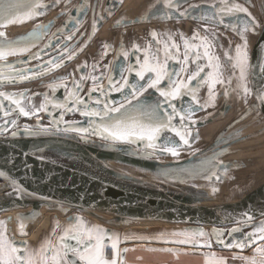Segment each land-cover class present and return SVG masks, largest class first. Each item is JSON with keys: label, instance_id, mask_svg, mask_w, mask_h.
<instances>
[{"label": "water", "instance_id": "1", "mask_svg": "<svg viewBox=\"0 0 264 264\" xmlns=\"http://www.w3.org/2000/svg\"><path fill=\"white\" fill-rule=\"evenodd\" d=\"M122 1L39 0V3L47 6L42 9L40 15L45 18L42 22L34 24L35 18H33L28 20V23L16 22L0 27V31L6 32L7 38L11 40L27 37L36 32L37 25L48 26L38 39L35 36L32 37L35 43L28 52L9 56L6 62L0 61V73L31 70V72L24 71V74H40L31 79L17 80L16 83L0 81V92H25L27 95L22 104L30 111L34 110L33 105L40 107L46 98L51 102L48 104L47 111L39 112V121L37 115L24 117L14 110L10 111L7 117L0 113V124H3L5 120L17 121L15 127L9 125L8 131L0 135V171L6 174L0 176V213L19 210L18 208L30 204L32 212L26 214L22 212L25 227L32 223L33 215H38L42 207L58 210L63 214L74 210L86 212L114 226L133 227L139 223L154 221L179 224L186 230L203 229L208 233L213 249L250 251L257 245L256 243L248 244L244 249L235 246L224 247L216 242L214 230H221L224 233L222 238L226 243L246 241L247 234L253 232L255 227L264 222V183L239 201L222 207H211L208 206L209 203H214L216 198L205 195L206 193L196 194L190 191L174 190L169 185L159 184L156 180L143 181L129 176L113 166L127 167L170 181L186 183L196 180L210 170L223 172V168L219 165L216 168L212 167V164L217 161H223V164L227 166V174L229 172L235 174L237 170L244 167L242 160L221 157L223 151L227 154L231 147L235 148V144L247 139L244 137L246 134L237 136L240 130H233L234 124L240 120L239 115L212 140L207 139L205 130L215 123L228 119L230 111L238 102L243 103L246 98L242 99V91L237 87L240 83L239 69H233L229 56L235 57L236 44L233 37L242 40L241 35L232 25L242 26L250 20V17L245 13H237L225 16L223 23H220L218 19H211L214 15L219 16L220 8L225 0H217L215 3L199 8L187 6L185 9L178 8V10L160 7L162 3L159 0V4L153 7L147 5L146 8L144 6L138 9L141 12L137 15L126 17L129 12H121V4L125 0ZM230 2L239 3L248 8L257 22L254 30L245 33L248 49H251V41L257 38L250 55L246 80L251 90L250 96L254 100L246 109L247 112H251L254 108V112H259V118L264 122V102L258 99V94L264 91V0H230ZM184 3L191 5L189 0ZM212 5L217 7L213 8ZM144 8L146 11L143 12ZM185 10H187L186 15L180 16L179 13ZM258 12L261 15L260 18L257 15ZM203 13L206 16H203ZM50 15L53 17L50 18ZM178 20H193L216 27L220 49L217 57L220 66L224 68H221L222 75L224 74V78L221 79L225 80L218 92L221 100L212 102L206 107L194 106L193 118L197 123L190 125V128L194 137L198 132V138H191L188 146L180 142L179 157L157 151L149 159L143 154L142 142L132 145L113 144L96 134L64 132L62 129L69 125L63 122H60L58 126L54 125L53 122L59 121L61 116L64 121L75 122L76 126L81 128H90V119L99 122L98 118L82 115L83 107L80 111H67L68 107H72V102L66 98L73 91L74 81H81L82 76L85 79L80 85L78 95L90 108H102V105L95 103L97 99L109 104L115 103L117 106L124 102V96L129 94L128 88H125L123 92L111 91L108 96L101 91L92 92L94 82L90 79L91 75L100 72L98 66L103 65V60L109 59L108 72L95 76L102 77L96 82L99 84L95 83V86L108 90L109 78L118 82L116 86L122 85L124 81L121 76V67L126 68L129 64H134L136 56H139L141 62L144 59L145 42L135 36L133 38V33L127 37V27ZM107 23L114 28L121 29L116 54L115 36H98ZM17 26L27 28L13 31V27L17 28ZM22 31V35L18 37V33ZM137 41L142 45H139V52L133 51ZM122 50L129 53L126 58L122 55ZM37 53H39L38 58ZM87 55L91 57L88 58ZM173 55L178 58L169 59V68L177 72H180L182 68L185 69L180 73L181 78L186 79L188 75L194 73L198 64L205 68L201 76L192 83L193 86L200 85L197 89V96L201 105L206 104L209 99L204 97V90L209 87V84L201 83V78L212 69L207 66L203 48L200 49V60L196 61L194 55L189 54L187 64L184 63L180 51L178 54L173 52ZM69 56L72 58L68 59ZM49 61L60 66L53 68L48 63ZM6 63L12 67H6ZM123 76L127 77L129 84L144 83L138 80L135 73L129 74L125 71ZM61 83L66 84L67 88L53 89L50 87L52 84ZM161 86L166 87L167 85ZM159 98V93L155 89H149L141 97L145 103H155ZM56 103H63L66 107L57 108ZM133 103L135 104V101ZM175 103L177 108L186 107L190 103V98L185 97ZM3 107L5 111H9L12 106L5 99ZM174 123L177 127L180 126L178 121ZM24 125L33 128L43 125L49 127L51 131L47 134L33 136L25 131ZM13 130L19 133L15 137L11 135ZM242 132H244L243 129ZM164 135L179 142V138L171 132H166ZM10 180L17 181L25 191H14ZM224 180L229 181L228 176ZM246 216H251L252 220H246ZM234 227L241 228V231L229 235Z\"/></svg>", "mask_w": 264, "mask_h": 264}, {"label": "snow or ice", "instance_id": "2", "mask_svg": "<svg viewBox=\"0 0 264 264\" xmlns=\"http://www.w3.org/2000/svg\"><path fill=\"white\" fill-rule=\"evenodd\" d=\"M164 6L167 9L178 10V4L173 0H163ZM47 7L39 3V0H0V27H5L8 24L16 22H25L33 19L34 17L42 14V9ZM213 8L217 7L212 5ZM187 10L183 13H179L180 16L186 15ZM237 13H245L250 17L249 21H246L242 26L232 25V27L238 31L242 37V43L235 47V57L229 56V61L232 63L233 69H239V81L238 88L242 91L246 97L251 91L247 86V74L249 68V61L247 55V37L245 33L249 30H254L256 27V20L252 17L248 8L239 3H231L230 0H225V3L220 8L219 16H213L211 19H218L220 23H223V18L227 15H235ZM207 18V17H202ZM47 25H37V31L30 34L27 37H20L18 39H8L7 34L4 31H0V61H7V57L13 55H19L24 52H28L30 47L34 46L35 41L32 39L35 36L37 39L47 29ZM153 37L157 36V33L153 31ZM71 39V37H69ZM201 43L199 45L191 44L188 40H185V55L184 63L187 64L189 60V54H193L196 61L201 58L200 49L203 48V56L207 59V66L211 67L212 71H209L207 75L201 78V83H207L209 87V101L201 105L197 96V89L200 86H193V81L197 80L201 76V73L205 71V68L197 65V70L188 75L186 79L180 77V73L185 69H181L180 72L170 70L169 59L176 60L178 57L173 55V50L178 54L179 45L172 41L171 47L168 42H164V59L159 58V50L157 54H151V45L145 49V56L141 62L139 56L134 57L135 63L129 64L126 68L121 67V76L124 83L120 86H116L118 82H115L112 78H109L108 90L103 87L97 88L95 83L102 79V77L93 76L91 79L94 82L92 92L101 91L105 96H108L111 91L123 92L125 88L129 89V94L125 95L124 102L118 106L115 103L109 104L106 101L97 99L96 104L102 105L101 109L90 108L82 97L78 95L80 91V85L85 77H81V81H74L73 91L69 93L66 98L72 102V107H68L67 111L73 110L80 111L83 107L82 115L89 118H98L97 122L94 119L89 120L90 128H81L76 126L75 122L64 121L63 116L59 121H54V125L58 126L60 122H63L68 127L62 129L64 132H80L86 134L99 135L103 140L111 141L113 144H140L142 142L144 149V156L146 158H152L157 151L162 153H169L174 157H179L180 142L184 146L190 144L191 138H198V132L193 135V131L190 125H194L197 121L194 117V106L206 107L215 100L216 93L214 89L218 83H224L221 79L222 72L219 64V58L210 54L211 43L206 37H200ZM157 43L159 41L157 40ZM133 51L139 52L140 46L134 45ZM106 54V53H105ZM122 55L126 58L129 53L122 50ZM37 58L39 53L36 54ZM72 57L69 56L68 59ZM49 64L53 68L59 67V64L49 61ZM6 67H12V65L5 64ZM95 67V66H94ZM47 70V68H45ZM31 72V70H24ZM24 71L0 73V81H6L16 83L17 80L23 81L33 78L40 73H32V75H25ZM129 74L135 73L139 81H144L143 84H129L127 77L123 76V72ZM148 77V79H146ZM230 84L231 81L229 80ZM166 84V87L161 85ZM53 89L61 87L67 88L66 84H52ZM149 89H155L159 93V99L155 103H145L141 97ZM26 93H3L0 92V113L7 117L10 115V111H16L18 114L28 117L30 115H37L39 121V112L47 111L50 101L45 100L40 107L33 105L32 111L25 108L22 101L26 98ZM185 97L190 98V103L186 107L182 106L177 108L175 101L183 100ZM10 102L12 106L9 111L4 110V100ZM258 99L264 102V91L258 94ZM135 101V104L133 103ZM79 106V107H78ZM55 107L65 108V104L56 103ZM116 114V115H113ZM174 121H178L180 126L177 127ZM16 126V120H5L3 124H0V135L8 131V126ZM25 131L29 135L39 136L47 134L51 131L49 127L40 125L33 128L29 125H24ZM91 130V131H90ZM166 132L173 133L179 138V142L174 140L170 136H165ZM18 131L13 130L11 135L17 136ZM87 138V136H85ZM43 159V157H41ZM215 159V157H214ZM223 168L224 175H227V166L223 164V161H217L212 164L213 168L217 166ZM3 171H0V176H5ZM220 179V176L215 171L212 172L211 177ZM10 183L14 187V191L24 192L17 181L10 180ZM218 189L213 188V192ZM246 220L251 221V216H246ZM4 222L0 221V226ZM25 224L23 220L20 223V229L23 234ZM241 228L234 227L231 229L229 235L232 233H238ZM216 236V242L224 247L232 248L233 246L244 249L248 244L256 243L255 255L252 256H239L237 258L247 262V264H264V222H261L258 227H255L253 232L248 233L245 240L233 241V243H226L223 240L224 233L221 230H214ZM128 240H136L142 242L159 241L163 244L175 245V247H160L146 248L149 252L169 253L179 256L180 254H197L198 249H211L212 241L203 229L197 230H184L180 232L172 233H159L156 236H128L124 237V242ZM259 241V243H257ZM121 237L118 233L110 232L107 229L99 225L89 226L83 219V217L75 218V223L69 225L59 237V244L53 245L51 241H46L41 246L39 252H31L27 248L17 247L16 244L9 240L5 231H0V264H128L123 257L129 251L135 249H129L127 247L121 248ZM110 250L112 255L109 258L107 251ZM205 256V264H227L225 258L218 257L214 252L202 253ZM142 259V258H141Z\"/></svg>", "mask_w": 264, "mask_h": 264}, {"label": "rangeland", "instance_id": "3", "mask_svg": "<svg viewBox=\"0 0 264 264\" xmlns=\"http://www.w3.org/2000/svg\"><path fill=\"white\" fill-rule=\"evenodd\" d=\"M181 1L185 2L186 0H181ZM140 2L141 1L134 0L133 2V4L135 5L134 10L141 9L145 5L153 7L155 4L157 3L159 4L160 1L159 0H147L145 1V3H142V2L140 3ZM183 2L180 5L178 4V8H184L185 3L183 4ZM132 8H127L125 9V11L129 12L130 9L132 10ZM57 10H59V8ZM257 15L260 18L261 15L259 14V12ZM38 16H37L38 18L34 17L35 18L33 22L34 24L40 23L45 19L43 17H40V15ZM187 27L188 28L190 27L191 30L193 28L191 27L190 24L187 25ZM17 28H22V27L17 26ZM24 28H26V26ZM143 30H146V27H144ZM145 33H147V30L145 31ZM117 35L118 33L116 34L114 33L112 36H117ZM136 35L140 36L139 32L138 33L134 32L132 37L134 38V36ZM256 39L257 38H254L251 41V45H252L251 49H248L249 46H247L248 61L250 60L251 51H252V48L254 46ZM233 40L235 41L236 46L242 43V40H239L236 37H233ZM243 97L245 96L242 93V99ZM253 100L254 98L250 96V92H249L246 98H244L243 103L238 102L237 105L232 109V111H230L228 119L220 121L216 123L213 127H210L205 130V132H207V139L212 140L213 138H215V136H217V134L219 133L221 129L223 130L226 129L228 127L227 125L228 124L230 125V123L234 121L239 115L238 118L240 120L236 122L237 124H234L233 130L235 129L240 130L238 131L239 133L237 134V136L246 134L244 135V137H247V139L245 141L235 144L234 147L237 149V151L235 148L231 147L229 149L230 152L226 154V152L223 151L222 152L223 156H221V157L233 158V159L236 158V159L243 161L242 165L244 164V167L240 170H237L235 174L229 172V174L223 175L224 172H216V174L220 176V179L206 178V177H211V174L213 171L210 170V171L205 172L206 174H203L202 176H199V178H196V180H193L190 183L189 182L186 183L182 181H170L169 179L159 178L153 175H148L145 172L144 173L138 172L134 169L127 168V167H122V166H117V165H113V166L117 167L119 170H121L122 172H124L125 174L129 176L136 177L137 179H140L143 181L146 179L156 180V182H158L159 184L169 185L174 190L190 191L196 194L206 193L205 195L216 198L214 203L226 204L229 202L231 203V202L239 201L245 195L251 192L252 189L256 185L264 182V122L262 121V119L259 118L260 115L258 114L260 113L254 112V108L252 109L251 112H247V109H246L247 107L251 106V103ZM242 129L244 132H242ZM237 136H233V137H237ZM230 142L231 140L229 141V144ZM232 149H235V150L233 151ZM203 165L205 164L203 163ZM227 176H228L229 181L224 180V178L225 177L227 178ZM213 188L218 189V191L213 192ZM18 209L19 210H9V211H4L0 213V221L4 222L3 225L0 226V231H5L7 238L16 243H19L20 241L14 237V234L16 230L21 231L20 223L23 218V213L26 214L28 212H32V207L30 204L24 207L18 208ZM74 212H80L78 216L83 217L84 220H88L90 218L99 220L96 217L92 216L91 214L78 211V210L71 211L70 213L73 214ZM45 214H51V216L49 217L51 221L49 222L48 233L45 235L39 236V238L34 240V242L30 245H25V243L24 244L21 243V245H23L24 248H27L31 252H39L41 246H43L46 241H49L50 235L53 234L52 233L53 225L57 221L56 219L53 220L54 216L52 214H57L59 217H61L64 220L67 218L62 212L58 210H54V209L49 210L45 207H42L39 213V217ZM99 221L102 222L103 224H108V222L106 221H101V220ZM120 227H121V230H123V232L131 228L127 226H120ZM132 228H133L132 232L135 235L136 234L137 235H142V234L158 235L159 233H172V232H180V231L186 230L184 226L182 225L169 224V223L159 222V221L139 223V224L134 225ZM19 234H21V236H24L26 232L23 231V234L22 232H19ZM60 234L61 232L56 234L54 245H57L56 240ZM214 250L229 252L228 250H219V249H214ZM139 254L141 256H144L145 258L152 256V253H149L141 248V250H139L137 253L131 256L132 259H139L137 257L139 256ZM154 255H159V254L154 253ZM184 256L189 257V255H184ZM142 261H143V264H153L151 260L145 259L144 261L142 259Z\"/></svg>", "mask_w": 264, "mask_h": 264}, {"label": "flooded vegetation", "instance_id": "4", "mask_svg": "<svg viewBox=\"0 0 264 264\" xmlns=\"http://www.w3.org/2000/svg\"><path fill=\"white\" fill-rule=\"evenodd\" d=\"M137 1H141L142 3H145V1H147V0H145V1L144 0H137ZM160 1L162 3L160 5V7H165L164 3H163V0H160ZM189 1H190L191 5L190 4L184 5V8H182V9H185L187 6H193L195 8L196 7L199 8L201 6H206V5L215 3L217 0H189ZM133 2H134V0H125L121 4V12L125 11V9H127V8H132L133 7L132 10L131 9H130V11L128 10L129 13H127L126 17L135 16V15H137L138 12L139 13L141 12V11H138V9L134 10L135 5L133 4ZM173 2L180 5V4H182L181 2H183V1H181V0H173ZM192 3H194V5H192ZM146 6L147 5H145V8H146ZM145 8L142 10L143 12L146 11ZM196 13H198V12H196ZM202 15L206 16L205 13H203ZM51 17H53V15H50V18ZM54 22H56V21H54ZM22 23H28V20L25 21V22H22ZM19 24H21V22H19ZM189 24L191 25V27H193L192 30H191L190 27L189 28L187 27V25H189ZM144 27H146L147 33H145L146 30H143ZM22 29L13 27V31H19V30H22ZM120 31H121V29L114 28L109 23H107V24H105L103 29L98 34L99 37H101V36L102 37H111L114 33L115 34L118 33V35L114 37L115 54H116L117 47H118L119 40H120L119 39L120 35H121ZM153 31H155L157 33L156 37H153V35H152ZM134 32H137V33L139 32L140 36L136 35L135 37L137 39L145 42L144 53H143L144 56H145V49H147L148 46L151 45V54L155 55V54H157V50H159L158 54H159V58L161 60L164 59V51H163V49H164V42L165 41L168 42L170 47H171V44H172L173 40L175 41V43L177 45H179V51L181 52V57H182L183 60H184V55H185V43H184L185 40H188V42L191 43V44L199 45L201 43L200 37H206L207 40L212 45L210 50H209L210 54L212 56H214V57H217L218 53L220 52V49L218 47L217 37H216L217 29H216V27L210 25L209 23H205L204 24L203 22H196V21H193V20H178V21H158L156 23H152V24H149V25H141V27H140V25H132V26L127 27V37L131 36V34L134 33ZM22 33H23V31L18 33L17 36L20 37L22 35ZM157 40L159 41V43H157ZM136 44L142 46L138 41H137ZM91 48H92V46H91ZM173 52H175V51L173 50ZM220 55H222V54H220ZM87 57L90 58L91 55L90 56L87 55ZM107 58H109V57H107ZM102 63H103V65L98 66L100 68V72L93 73L91 75L90 79L93 76H99L102 73L106 74L108 72L109 59L103 60ZM222 69H224V68H222ZM222 77L224 78V74L221 76V78ZM96 84H99V83H96ZM221 84L222 83H218L216 85L215 89H214V92L216 93L214 103L217 102L218 100L222 99V98H219V96H218V92H219V90L221 88ZM209 87H210V85H209ZM209 87H206L205 90H204V97L206 99H209ZM211 126L213 127L214 125H211ZM221 131H223V129H221L219 132H221ZM79 213L80 212H74L73 214L72 213L64 214L65 217H67L65 220L62 219L59 216H57V217L54 216L53 220L56 219L57 222L54 223L53 230H52L53 234H51L50 238H49V241H51L53 245H54V241H55V238H56V234L61 232V234L57 237V240H56V243L58 245L59 244V237L63 234L62 232H64V230L66 228H68L69 225L75 223V218L80 217V216H78ZM88 220H84V221L89 226L99 225V226L103 227L104 229L109 230L110 232L118 233L120 235V237H121V240H122V243L120 245L121 248L127 247L129 249H135L134 251H129L126 254V256L123 257V259L127 260L128 264H143L142 259L143 260L146 259L144 256H141L139 254V256H137L139 259H132V257H131L133 254H135L139 250H141V248L143 250L147 251L146 248H149V247H154V248L175 247V245L163 244V243H161L159 241H154V240L153 241H148V242H142V241H136V240H128V241L124 242V237L126 235H128V236L135 235L132 232V229H133L132 227L130 228L131 230L128 229V230L123 232V230H121L120 226H114V225H110V224H103L99 220H95L93 218H90ZM142 235L143 236H148V237L156 236V235H147V234H142ZM136 236H140V235L136 234ZM14 243L16 244L17 247H20L22 249L24 248V246L21 245L20 242L19 243L14 242ZM207 250L209 252V251H212L214 249L213 248H211V249L204 248V249H198L196 251H201V252L205 253V251H207ZM147 252H149V251H147ZM149 253H151V252H149ZM107 255H108L109 258L111 257L112 253H111L110 250L107 251Z\"/></svg>", "mask_w": 264, "mask_h": 264}, {"label": "crops", "instance_id": "5", "mask_svg": "<svg viewBox=\"0 0 264 264\" xmlns=\"http://www.w3.org/2000/svg\"><path fill=\"white\" fill-rule=\"evenodd\" d=\"M53 216H58L57 214H52ZM51 214H45L41 217L35 219L29 226H27L23 231L26 232L24 236L19 234V230H16L14 237L20 241V243H25V245H30L34 242V240L38 239L39 236L45 235L49 230V222ZM257 246V245H256ZM252 248L248 252H239L236 250H229V252L224 251H215L218 257L225 258L227 264H247L246 261L239 259V256H252L255 255V248ZM197 254L191 255L188 254L189 257H185V254H180L178 257L174 254L169 253H160V252H151L152 256L146 257V260H151L153 264H205V256L201 251H196ZM208 252L205 251V253ZM159 254V255H154ZM162 254V255H161ZM164 254V255H163ZM164 256V257H163ZM145 261V260H144Z\"/></svg>", "mask_w": 264, "mask_h": 264}, {"label": "bare ground", "instance_id": "6", "mask_svg": "<svg viewBox=\"0 0 264 264\" xmlns=\"http://www.w3.org/2000/svg\"><path fill=\"white\" fill-rule=\"evenodd\" d=\"M256 42V41H255ZM255 44V43H254ZM254 47V46H253ZM251 53H252V51H251ZM264 183V182H263ZM263 183H259L258 185H256L252 190H254L255 188H257L258 186H260L261 184H263ZM215 202V201H214ZM229 204H232V202L230 203H226V204H222V203H209V205L208 206H211V207H222V206H226V205H229ZM39 217V214L38 215H33V221L35 220V219H37ZM24 221V220H23ZM32 221V222H33ZM26 228V227H25ZM24 228V229H25Z\"/></svg>", "mask_w": 264, "mask_h": 264}]
</instances>
